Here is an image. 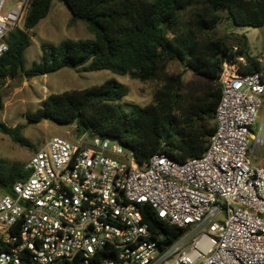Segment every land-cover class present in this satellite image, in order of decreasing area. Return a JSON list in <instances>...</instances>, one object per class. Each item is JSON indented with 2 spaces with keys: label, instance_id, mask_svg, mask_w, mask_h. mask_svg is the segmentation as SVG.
Segmentation results:
<instances>
[{
  "label": "built area",
  "instance_id": "1",
  "mask_svg": "<svg viewBox=\"0 0 264 264\" xmlns=\"http://www.w3.org/2000/svg\"><path fill=\"white\" fill-rule=\"evenodd\" d=\"M30 0H0V60ZM245 63L243 58L240 59ZM217 131L201 158L159 153L140 165L131 150L88 133L36 151L28 179L0 195V264H264V72L225 62ZM253 143V144H252ZM150 209L182 230L171 243Z\"/></svg>",
  "mask_w": 264,
  "mask_h": 264
},
{
  "label": "trees",
  "instance_id": "2",
  "mask_svg": "<svg viewBox=\"0 0 264 264\" xmlns=\"http://www.w3.org/2000/svg\"><path fill=\"white\" fill-rule=\"evenodd\" d=\"M72 21H82L95 40L43 43L42 60L26 68L25 53L37 26L47 18L53 0H30L24 27L9 37V52L0 60V111L2 87L7 79L35 78L63 69L85 72L109 70L142 83L157 82L153 102L131 105L119 102L129 89L112 78L102 85L52 94L29 123L44 121L77 126V136L88 133L118 142L131 150L138 164L165 153L178 163L203 157L217 131L216 113L222 98L220 77L225 62L238 64L240 72H264L251 53L245 34L220 36L219 26L231 20L235 28L264 30V0H60ZM243 58L245 63L240 59ZM204 81L200 89H188L184 74L170 73L172 63ZM23 127L0 123V133L22 147H31L21 134ZM25 165L0 161V191L11 194L15 184L28 179ZM144 215L151 227L173 242L182 230L161 222L150 209Z\"/></svg>",
  "mask_w": 264,
  "mask_h": 264
},
{
  "label": "rangeland",
  "instance_id": "3",
  "mask_svg": "<svg viewBox=\"0 0 264 264\" xmlns=\"http://www.w3.org/2000/svg\"><path fill=\"white\" fill-rule=\"evenodd\" d=\"M231 32L257 35L259 37L258 48L251 53L256 55L255 57L259 58L264 65V30L235 28L231 20H225L218 28V33L223 37L230 36ZM30 34L33 37L32 45L25 53L27 69L31 68L35 62L42 60L43 53L40 47L43 43L59 44L68 39L95 40V35L90 32L84 22L72 21L68 8L60 0H53V6L47 18L41 21ZM169 71L173 74H184V81L188 89H200L204 86L203 80L191 72L185 71L179 63H172ZM112 78L129 89L128 96L119 102L124 110L129 111L131 105L145 106L153 102L154 91L158 87L157 82L142 83L129 76H120L109 70L85 72L83 68H66L46 76L35 78L21 76L14 80L7 79L2 87L4 108L0 111V123L6 124L11 129L23 127L21 134L30 141L31 147H22L15 143L10 136L0 133V161L7 165H26L32 155L53 138L60 137L74 141L77 136L76 125L63 127L52 121L32 124L27 120V113L35 112L52 94L99 86ZM263 123L264 105L259 113L258 124L252 128V133L255 136ZM252 158L255 164H264V144L261 149L254 151ZM0 195H3L2 191H0Z\"/></svg>",
  "mask_w": 264,
  "mask_h": 264
},
{
  "label": "crops",
  "instance_id": "4",
  "mask_svg": "<svg viewBox=\"0 0 264 264\" xmlns=\"http://www.w3.org/2000/svg\"><path fill=\"white\" fill-rule=\"evenodd\" d=\"M255 30H258V29H255ZM258 31H260V30H258ZM231 33H233V32H231ZM236 34H239V33H236ZM240 34H242V33H240ZM245 35L248 37L251 52H253L254 49L258 48V38L259 37H257V35L251 36L248 33H245ZM253 56H256V55H253Z\"/></svg>",
  "mask_w": 264,
  "mask_h": 264
}]
</instances>
